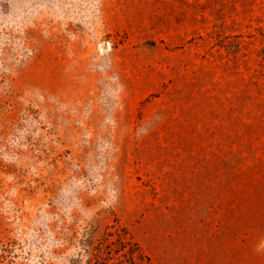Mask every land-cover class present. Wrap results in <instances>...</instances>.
Masks as SVG:
<instances>
[{
  "label": "rangeland",
  "instance_id": "1",
  "mask_svg": "<svg viewBox=\"0 0 264 264\" xmlns=\"http://www.w3.org/2000/svg\"><path fill=\"white\" fill-rule=\"evenodd\" d=\"M0 264H264V0H0Z\"/></svg>",
  "mask_w": 264,
  "mask_h": 264
}]
</instances>
